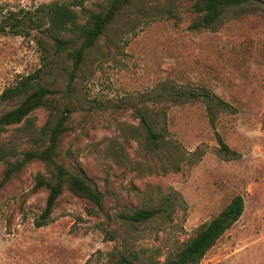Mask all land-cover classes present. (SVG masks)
Segmentation results:
<instances>
[{
	"label": "rangeland",
	"instance_id": "374dc122",
	"mask_svg": "<svg viewBox=\"0 0 264 264\" xmlns=\"http://www.w3.org/2000/svg\"><path fill=\"white\" fill-rule=\"evenodd\" d=\"M50 1L0 0V18H21L16 33L0 32V91L37 70L36 84L62 104L70 62L51 51L45 24H34L42 16L36 6ZM75 1L79 22L105 5ZM190 2L137 0L85 51L58 160L101 191V208L62 190L46 223L35 226L46 190H31L34 173L44 171L29 163L0 185V264H111L119 254L137 264L162 261L235 194L240 215L198 264H264V0L226 8L196 30ZM19 99L0 103V113ZM138 110L154 131L165 127L158 149L142 140ZM46 114L33 109L0 142L16 157L38 147ZM217 136L232 153L220 150ZM158 206L168 215L140 223L118 216Z\"/></svg>",
	"mask_w": 264,
	"mask_h": 264
},
{
	"label": "trees",
	"instance_id": "16d2710c",
	"mask_svg": "<svg viewBox=\"0 0 264 264\" xmlns=\"http://www.w3.org/2000/svg\"><path fill=\"white\" fill-rule=\"evenodd\" d=\"M137 0H105V5L98 11H89L82 22L77 21L73 6L78 1H50L36 6L42 16L34 23L37 27L45 24L44 33L48 36L51 44L50 49L54 54L64 53L70 64L65 85L64 103L60 104L53 96V90L36 84L37 70L32 73L21 75L14 83L5 86L0 91V103L20 98L15 105L0 113V134L7 126L19 123L26 119L27 115L35 108L42 107L47 114L39 127L38 135L34 140H43V143L35 148L25 149L19 157H16L15 147L9 143L0 142V163L4 164L0 173V185L8 179L20 173L29 163L37 161L42 165L44 172L36 171L33 175L31 190L40 187L46 190L43 207L39 215L34 219L35 226H41L51 212L57 196L62 190H66L74 196L88 200L97 209L101 208L102 193L81 173L70 170L62 161H59L60 142L63 133L69 128V117L72 106L69 102V91L75 70L80 66L85 51L90 49L103 33L116 14ZM192 11L196 18L190 23L191 29L206 28L217 20L222 12L229 7H235L244 3L257 0H190ZM28 22L32 18L26 15ZM21 24V18L10 12L0 18V32L5 28L13 29ZM40 43V40H37ZM191 95H198L190 92ZM210 121L212 115L207 106ZM136 117L142 130L145 132L143 141L149 149H158L165 134V127L154 131L147 117L136 111ZM220 150L224 153H232L216 137ZM168 205V204H167ZM170 205V202H169ZM243 201L239 194L233 195L229 201L208 221L200 225L194 234L171 254L162 260H153L148 264H198L204 253L209 249L217 238L226 230L240 215ZM168 206L156 208L139 207L130 211H121L118 216L128 222H143L150 219L158 212L168 215ZM111 264H137L134 257L119 254Z\"/></svg>",
	"mask_w": 264,
	"mask_h": 264
}]
</instances>
